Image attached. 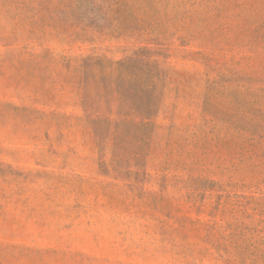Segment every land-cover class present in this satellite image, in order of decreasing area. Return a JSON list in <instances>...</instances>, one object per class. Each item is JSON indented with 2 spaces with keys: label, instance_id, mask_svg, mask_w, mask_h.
<instances>
[{
  "label": "rangeland",
  "instance_id": "1",
  "mask_svg": "<svg viewBox=\"0 0 264 264\" xmlns=\"http://www.w3.org/2000/svg\"><path fill=\"white\" fill-rule=\"evenodd\" d=\"M140 47L151 139L99 143L82 60ZM0 264H264V0H0Z\"/></svg>",
  "mask_w": 264,
  "mask_h": 264
},
{
  "label": "trees",
  "instance_id": "2",
  "mask_svg": "<svg viewBox=\"0 0 264 264\" xmlns=\"http://www.w3.org/2000/svg\"><path fill=\"white\" fill-rule=\"evenodd\" d=\"M21 5L25 6L23 2ZM76 6L77 10L82 7L80 2ZM84 18L76 22L90 28L92 24L84 22ZM105 28V24L95 26L97 31ZM159 57H164L161 51L140 47L118 61L95 56L83 58L81 103L99 143L111 138L115 145L128 142L147 145L170 71ZM137 156L134 163L140 166L141 152ZM124 159L127 158L116 149L113 151L114 164H121ZM127 160L124 163H130Z\"/></svg>",
  "mask_w": 264,
  "mask_h": 264
}]
</instances>
